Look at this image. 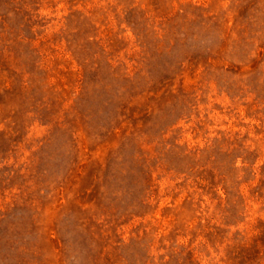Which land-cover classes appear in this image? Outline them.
<instances>
[{
  "label": "rangeland",
  "instance_id": "rangeland-1",
  "mask_svg": "<svg viewBox=\"0 0 264 264\" xmlns=\"http://www.w3.org/2000/svg\"><path fill=\"white\" fill-rule=\"evenodd\" d=\"M0 264H264V0H0Z\"/></svg>",
  "mask_w": 264,
  "mask_h": 264
}]
</instances>
